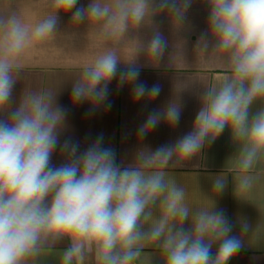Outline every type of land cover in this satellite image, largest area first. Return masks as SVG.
Segmentation results:
<instances>
[{
    "label": "clouds",
    "instance_id": "1",
    "mask_svg": "<svg viewBox=\"0 0 264 264\" xmlns=\"http://www.w3.org/2000/svg\"><path fill=\"white\" fill-rule=\"evenodd\" d=\"M208 31L197 44V63L219 68L220 75L197 73L206 91L193 130L173 145L140 151L121 168L115 152L102 147V137L77 155L65 142L68 160L51 165L66 110L56 104L53 88L26 91L7 118H0V264H36L67 240L60 264H151L149 248H158L163 264H228L241 249L240 237L214 201L193 203L186 187L166 169L179 167L211 144L226 128L236 145L213 189L222 192L230 173L238 198L264 186V0H205ZM51 0L49 10L32 21L19 11L0 12V113L12 99L21 61L37 44L57 37L59 14L75 8L73 22H87L97 54L78 68L73 103L101 104L121 61V83L135 81L134 57L143 51L159 60L167 41L159 31L146 43L131 38L154 15L167 9L179 25L192 0ZM159 95L160 87L135 88L139 99ZM258 108L253 111L256 105ZM180 106L149 115L143 136L161 116L175 125ZM247 200V199H246ZM189 227L185 228V222ZM242 233L250 225L240 224ZM254 237L264 234L257 225ZM217 250L213 254V246Z\"/></svg>",
    "mask_w": 264,
    "mask_h": 264
},
{
    "label": "crops",
    "instance_id": "2",
    "mask_svg": "<svg viewBox=\"0 0 264 264\" xmlns=\"http://www.w3.org/2000/svg\"><path fill=\"white\" fill-rule=\"evenodd\" d=\"M192 0L191 6L184 16L188 23L197 25L187 35L181 50H173L170 42L173 35L181 34L174 30L172 14L165 9L154 15L151 22L141 26L131 34V38L146 44L159 31L167 41L164 55L157 61L151 60L141 51L134 57V66L139 69L135 81L121 83L120 74L130 66L123 61L118 65L117 75L108 84V95L105 101L94 106L88 101L73 103L72 87L79 78L78 68L89 62L98 52L97 41L88 35L87 22L74 23L71 11L59 14L57 37L34 46L21 61V69L16 75V83L12 91V99L5 113L0 118H7L14 110L26 91H39L42 88H53L56 92V104L66 110L63 126L58 132V144L51 157V165L59 167L67 162V153L62 151L65 142L76 145L77 155L90 148L98 138L102 137V147L111 148L115 152L116 162L121 168L135 162L140 151H155L161 146L173 145L184 135L193 130L195 117L202 106V96L206 91L197 78V73H208L218 77L220 69L212 67L204 61L197 63V44L199 38L208 31V8ZM90 0H77L76 8H86ZM159 3V0H156ZM51 0H0V12L6 10L19 11L32 20L40 19L49 10ZM143 84L146 89L160 87L159 95L150 97L146 92L137 99L135 88ZM180 106V119L170 125L161 116L159 123L143 136L141 127L149 115L163 113L169 104ZM257 104L253 111L258 108ZM236 152L228 128L211 144H205L201 151L182 166H169L166 171L177 183L187 188L193 203H203L205 198L214 201L215 209L222 210L232 225L230 235L238 236L243 242L241 249L230 259L228 264H264V234L254 237L257 225L264 224V186L246 197L238 198L234 191V183L230 173L225 189L216 193L213 179L226 172V162ZM247 199V200H246ZM250 225L247 233H242L240 224ZM185 228L189 222H185ZM64 240L54 246L53 251L40 257L36 264H60V256L68 247ZM217 245L213 246L215 254ZM151 264H163L158 248H149Z\"/></svg>",
    "mask_w": 264,
    "mask_h": 264
},
{
    "label": "rangeland",
    "instance_id": "3",
    "mask_svg": "<svg viewBox=\"0 0 264 264\" xmlns=\"http://www.w3.org/2000/svg\"><path fill=\"white\" fill-rule=\"evenodd\" d=\"M194 2H198L199 4H205L208 8V5L207 3L205 2V0H195ZM186 18L188 17H185L184 16V19L183 21H187ZM182 21V22H183ZM200 27H198L197 25H191L188 23H180L179 25L175 26L174 27V30H178V33L180 32L181 34H177V35H173V38L170 42H172L171 44H174V43H179V45H175L173 50L177 51V50H181L182 47L183 48H186L185 46H182L184 44V42L186 41V37H183V35H187V33H191L195 30H199Z\"/></svg>",
    "mask_w": 264,
    "mask_h": 264
}]
</instances>
